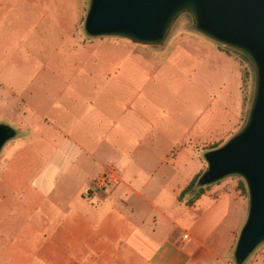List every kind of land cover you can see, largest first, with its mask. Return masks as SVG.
Wrapping results in <instances>:
<instances>
[{
  "label": "crops",
  "instance_id": "0c3cea01",
  "mask_svg": "<svg viewBox=\"0 0 264 264\" xmlns=\"http://www.w3.org/2000/svg\"><path fill=\"white\" fill-rule=\"evenodd\" d=\"M67 10L66 0H0V125L17 138L0 170V264H230L231 204L207 191L193 207L178 200L195 177L185 171L194 139L163 165L151 149L141 158L114 143L141 145L152 128L101 114L148 57L99 63L76 51ZM110 165L120 181L97 189Z\"/></svg>",
  "mask_w": 264,
  "mask_h": 264
},
{
  "label": "rangeland",
  "instance_id": "374dc122",
  "mask_svg": "<svg viewBox=\"0 0 264 264\" xmlns=\"http://www.w3.org/2000/svg\"><path fill=\"white\" fill-rule=\"evenodd\" d=\"M66 2V18L76 21L73 33L76 51L96 54L99 63L109 62L107 57H115L112 62L116 64L125 62L119 58L126 55L148 57L144 60L146 65H140L145 71L120 79L131 87L128 94L120 97L115 92V98L111 93L106 94L103 101L115 100L119 106L101 114L115 117L130 127L140 123L144 129L152 128L157 138L142 139L141 145L139 140L114 143L123 148L134 145L141 158L142 149H151L162 157L161 164L169 165L165 159L170 151L194 139L188 146L196 162L184 166L185 171L195 170V177L205 173V155L223 147L247 123L256 87L255 70L249 59L196 32L192 17L187 13L177 19L161 47H145L116 37L91 38L84 31L91 0ZM123 101L130 104L129 109L124 107ZM16 140L11 139L2 149L0 170L7 161L9 146ZM162 173H158V181L163 180ZM242 183L246 185L243 178L231 176L206 186L213 199H223L232 207L228 223L235 227L234 240L225 254L230 264H237L235 249L249 214V193L248 189L247 192L242 190ZM243 264H264V243Z\"/></svg>",
  "mask_w": 264,
  "mask_h": 264
},
{
  "label": "water",
  "instance_id": "95a60500",
  "mask_svg": "<svg viewBox=\"0 0 264 264\" xmlns=\"http://www.w3.org/2000/svg\"><path fill=\"white\" fill-rule=\"evenodd\" d=\"M208 39L242 53L256 75L254 100L243 130L223 147L205 155L207 170L198 185L227 177L244 179L249 214L235 249L245 263L264 243V0H91L84 24L88 37H116L145 47H161L183 14ZM16 136L0 125V153Z\"/></svg>",
  "mask_w": 264,
  "mask_h": 264
},
{
  "label": "trees",
  "instance_id": "16d2710c",
  "mask_svg": "<svg viewBox=\"0 0 264 264\" xmlns=\"http://www.w3.org/2000/svg\"><path fill=\"white\" fill-rule=\"evenodd\" d=\"M204 172L196 176L179 195V202L185 203L188 207H193L205 194L207 187H200L198 182ZM242 190L247 192V187L242 183Z\"/></svg>",
  "mask_w": 264,
  "mask_h": 264
},
{
  "label": "built area",
  "instance_id": "2783aa9c",
  "mask_svg": "<svg viewBox=\"0 0 264 264\" xmlns=\"http://www.w3.org/2000/svg\"><path fill=\"white\" fill-rule=\"evenodd\" d=\"M120 181V171L116 165H110L103 174L97 179L95 185L97 189H106L114 186ZM95 188V190H96ZM93 189L87 190L86 194L89 195ZM94 191V190H93ZM187 237V236H186Z\"/></svg>",
  "mask_w": 264,
  "mask_h": 264
}]
</instances>
